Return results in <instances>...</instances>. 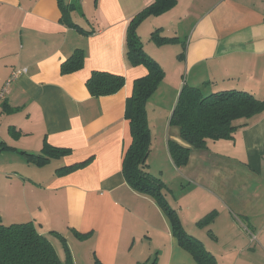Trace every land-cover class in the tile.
<instances>
[{"label":"crops","instance_id":"obj_1","mask_svg":"<svg viewBox=\"0 0 264 264\" xmlns=\"http://www.w3.org/2000/svg\"><path fill=\"white\" fill-rule=\"evenodd\" d=\"M152 1L63 0L72 5L64 16L59 0H0V90L9 82L0 101V216L6 224L32 221L64 258L63 242L51 232L60 233L74 264H198L159 202L123 174L132 144L127 100L134 80L148 72L127 58V28ZM153 17H159L161 36L177 40L158 45L152 32L147 35V52L165 70L147 102L149 171L164 182L165 198L185 230L218 264H264V112L237 120L232 139L207 148L190 146L170 123L185 83L264 99V0H178L149 17L152 28ZM77 49L84 51L83 66L63 72ZM93 70L122 74L125 85L93 96L86 85ZM169 140L191 147L181 167L171 158ZM45 141L69 152L9 175L17 169L3 165L5 155L15 157L7 163L21 156L32 165L23 152L41 153ZM90 157L68 174L47 170L55 159L61 167Z\"/></svg>","mask_w":264,"mask_h":264},{"label":"trees","instance_id":"obj_2","mask_svg":"<svg viewBox=\"0 0 264 264\" xmlns=\"http://www.w3.org/2000/svg\"><path fill=\"white\" fill-rule=\"evenodd\" d=\"M59 0L64 16H69L71 4ZM178 3V0H153L137 13L129 22L126 34V55L131 65H143L148 72L136 78L133 91L127 100L126 118L130 121L132 144L123 159V174L127 182L138 192L153 196L170 217L173 232L180 245L188 250L198 264H218L215 256L203 241L185 230L177 209L173 208L163 193L164 182L149 171L148 158L151 151L152 132L147 116V102L165 77L162 65L143 48L137 30L140 23L149 16L161 15ZM156 44L174 42L177 37L161 36L159 30L151 34ZM85 54L77 49L62 65L63 72H73L84 64ZM125 76L118 73L93 70L86 85L93 96H105L118 92L124 85ZM203 87L184 84L179 93L171 115V125L180 128L181 137L190 146L207 148L210 143L220 139H232L239 125V119H248L264 112V99L246 90L230 89L205 94ZM168 149L176 166L186 164L191 147L169 140ZM68 149L55 147L45 141L41 153L23 152L29 161L42 166L53 158H58ZM92 157L56 169L58 174H68L90 163ZM213 214L201 220L208 223ZM64 245L65 257L62 258L52 240L41 233L32 221L6 224L0 216V264H74L72 254L65 238L58 232ZM83 236V235H81ZM155 261L136 264H155ZM96 264H104L96 259Z\"/></svg>","mask_w":264,"mask_h":264},{"label":"rangeland","instance_id":"obj_3","mask_svg":"<svg viewBox=\"0 0 264 264\" xmlns=\"http://www.w3.org/2000/svg\"><path fill=\"white\" fill-rule=\"evenodd\" d=\"M149 17H151V16H149ZM149 17H147L145 20H143L141 23H140V25L143 23L144 25H143V29L142 30H140V29H138L137 30V32H138V34H139V36L141 37V40H142V42H143V48H144V50H145V52L147 53V54H149L148 52H147V50H146V47H145V45L147 44V35H150V33L151 32H153V31H155V30H157V29H159V26H160V24L158 23V18L159 17H153V19H150V20H152V21H155V26H153V28H152V26H151V21H149ZM139 25V26H140ZM167 25H169V23H167ZM139 28V27H138ZM151 29H153L152 31H151ZM160 30L161 29H159V33H160ZM145 32H146V36H145ZM180 45V48H182V50H181V52H183V48H184V43L183 42H181V43H179ZM150 56H151V54H149ZM154 58V57H153ZM167 65H169V67H170V62H168V61H166L165 62ZM166 67H168V66H166ZM184 81H186V77H185V80ZM213 88H215V87H213ZM203 89V92L205 93V94H209L210 92H211V88H209L208 86H206L205 88H202ZM8 154H10V153H8ZM5 156H8V157H6V160L5 161H3V165H7V164H12L13 165V167H15V169H17V170H15V172H11V174H9V175H13L12 173H21V171H24V169L26 168V169H28V168H39L40 166L39 165H37V164H35V163H32V165H26L27 163H26V161L24 160V158H22L21 156H16V160H13L12 162H10V163H7L6 161L8 160V159H10V158H15L13 155H5ZM10 156V157H9ZM4 160V159H3ZM27 166V167H26ZM20 167H21V170H19L20 169ZM58 167H60V166H57V159H55L54 161H53V163H51L50 165H49V167H48V169L47 170H49V169H53L54 171H56V169L58 168ZM35 169H33L32 170V172H35L34 171ZM13 178H15L14 176H12ZM57 247L58 248H61V244L59 243V242H57ZM78 244H79V242H78ZM75 247V251L78 253V254H80V255H83V252H84V248L82 247V246H74ZM79 250L81 251V253H79ZM82 261V260H81Z\"/></svg>","mask_w":264,"mask_h":264},{"label":"built area","instance_id":"obj_4","mask_svg":"<svg viewBox=\"0 0 264 264\" xmlns=\"http://www.w3.org/2000/svg\"><path fill=\"white\" fill-rule=\"evenodd\" d=\"M26 68H24L23 70L21 71H25ZM20 72V71H17V73ZM9 82H7V84L0 90V101L5 97V94L7 92V86H8Z\"/></svg>","mask_w":264,"mask_h":264}]
</instances>
